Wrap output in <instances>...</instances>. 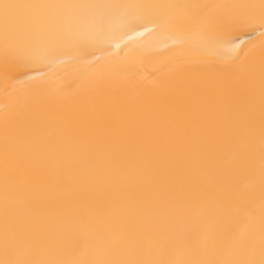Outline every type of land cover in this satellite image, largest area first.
<instances>
[{
  "label": "bare ground",
  "instance_id": "bare-ground-1",
  "mask_svg": "<svg viewBox=\"0 0 264 264\" xmlns=\"http://www.w3.org/2000/svg\"><path fill=\"white\" fill-rule=\"evenodd\" d=\"M0 264H264V0H0Z\"/></svg>",
  "mask_w": 264,
  "mask_h": 264
},
{
  "label": "snow or ice",
  "instance_id": "snow-or-ice-1",
  "mask_svg": "<svg viewBox=\"0 0 264 264\" xmlns=\"http://www.w3.org/2000/svg\"><path fill=\"white\" fill-rule=\"evenodd\" d=\"M5 9H7L8 7H10L9 5H4Z\"/></svg>",
  "mask_w": 264,
  "mask_h": 264
}]
</instances>
